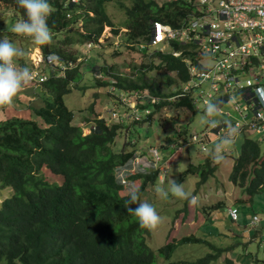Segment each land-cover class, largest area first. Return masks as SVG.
<instances>
[{"label":"trees","instance_id":"obj_1","mask_svg":"<svg viewBox=\"0 0 264 264\" xmlns=\"http://www.w3.org/2000/svg\"><path fill=\"white\" fill-rule=\"evenodd\" d=\"M49 3L51 40L40 50L44 55L56 54L66 70L58 76V70L48 65L50 74L44 76L46 79L39 85L41 96L33 97L35 107L28 106L33 113L30 115L28 109L24 111L32 119L8 117L17 116V109L7 114L11 107L0 106V112L4 108L6 113L0 119V192L9 191L0 202V257H5L7 264H158V259L162 263L168 261L179 245L207 243L194 235H186L176 240L167 239L163 247L151 249L148 245L150 229L142 227L134 214L128 212L127 208L137 205L127 203L129 191L124 187L132 189L137 185L138 202L141 201L147 185L157 178L156 166L162 161L149 168L140 165V171L134 172L128 164L136 151L126 149L132 144L124 142L118 153L112 150L126 121L131 125L150 122L153 113L166 105L173 108L176 116L179 112L194 111L190 94L167 101L178 92L166 94L163 86L188 82L185 60L197 62L201 59L196 45L170 40L167 50L158 48L151 53L157 59V65L151 62L149 66H138L136 76L132 78L122 75L110 78L108 75L112 74L101 78V69H93L94 74L98 72L96 78L100 75L98 85L106 82L110 86L109 95L118 106L114 111L121 109L115 100L121 92L131 94L147 90L161 100L157 105L145 106L153 109L152 113L148 116L141 113L139 121L122 119L106 127L102 120L95 118L92 120L95 129L83 135L81 128L73 125V113L64 104L72 84L80 79L81 66V61L78 62L66 47L85 43L101 46L96 43L105 27L110 28L111 35H117L121 27L126 30L121 37L125 48L136 52L141 45L142 49H147L152 46L153 23L180 28L194 15V2L169 0L158 5L155 0H49ZM109 3H114L124 14V23L117 25L118 28H114L106 12L105 6ZM1 6L15 10L22 19L25 18L24 10L16 0H0ZM58 35L63 36L59 38ZM131 43L135 45H128ZM174 52L179 56H174ZM149 71L156 75L148 77ZM168 73L174 74L175 79L168 78ZM92 108L93 105L89 106L90 112ZM85 121L89 123L90 119ZM176 131L177 138L187 134L185 126ZM151 148L159 153L157 148ZM122 169H126L124 175L117 177L115 170ZM215 169L210 157L198 166L189 163L178 182L184 176L199 175L200 183H205ZM124 176H128V181L121 184ZM229 179L247 195L245 201L264 190V159H260L257 142L244 139ZM209 246L213 253L190 264H210L226 251ZM223 263L234 264L228 258Z\"/></svg>","mask_w":264,"mask_h":264},{"label":"rangeland","instance_id":"obj_2","mask_svg":"<svg viewBox=\"0 0 264 264\" xmlns=\"http://www.w3.org/2000/svg\"><path fill=\"white\" fill-rule=\"evenodd\" d=\"M155 1L158 5H161L169 0ZM192 1L194 2L193 8L196 9L198 1ZM105 9L114 24V28H118L119 26L117 25L124 23V14L115 7L114 3L107 4ZM20 19L22 18L15 10L4 6L0 7V30H2L3 36L13 42L23 52L20 57L16 58L15 63L18 66L27 67L32 73L31 80L23 84L18 92H25L30 87H34L31 92H28L29 102L23 104L13 101L19 106L16 108V115L18 113H21V115L7 116L32 119V116L31 118L27 117V112L21 110V107L27 108L30 105L35 107L36 100L34 98L41 96L39 85L42 84L49 73V67L43 61L52 58L51 69H56L59 57L54 53L44 55L40 50L42 45H36L30 37L12 32V26ZM119 30L120 32L117 35H111L109 32L110 28L105 27L98 43H96L101 46L95 44L90 46L85 43L77 45V47L73 45L66 47V50L72 53L78 62L81 61V66L80 79L72 84L71 92L64 97V104L73 113V125L80 127L83 135H88L95 129L92 121L95 118L102 120L107 127L116 123L119 118L128 116L127 109H132L131 103H134V101L130 102L131 98L129 97H126V101H122L126 104V108L122 107V103L118 102L122 108L119 109V115L113 118V113H117L113 109L118 106H116L117 104L109 95L110 86L107 85L108 83L104 82V85H98L100 80L96 78L98 72L94 74V68L101 69L102 78L107 77L108 74H112L108 75L110 78L118 74L129 78L133 75L136 76L135 69L139 65L149 66L148 57L138 55H150V62L155 64L158 62L155 56L151 54L158 50L157 46H149L147 49H142L140 45L136 52L125 48L121 37L126 30L121 29V27ZM62 36H59V38ZM119 36L120 38L116 39ZM140 44L144 45L145 43L140 42ZM128 45H135V43ZM165 46L167 50V44ZM204 64L208 67L212 65L210 61L204 62ZM57 75L60 76V71ZM155 75L152 71L147 72L148 77H154ZM167 76L170 79H175L174 74L168 73ZM167 76L163 77L164 82ZM178 87V83L169 88L163 86V92L169 94L179 90L180 88ZM91 105H93V108L90 112L88 108ZM2 109L0 119L5 114V109ZM16 109L13 107V110L8 111L7 114H11ZM204 109L205 105L200 104L198 110L187 113L179 112L176 116L173 114L172 107L169 105L163 106L158 112L153 113L150 122L131 125L130 121H126L112 145V150L118 153L121 151L124 142H130L132 146H128L126 149L136 151L132 164L139 162L142 164V168H149L155 162L162 161L159 166L158 164L156 166L158 176L154 183L148 184L140 197L141 201L151 203L161 217L159 225L155 229H150L151 234L148 245L151 249L157 250L166 244L167 239L171 241L182 236L194 235V237L207 243H185L179 245L168 261L162 263V260L158 259V264H169L179 261L185 264L193 263L205 255L213 253L209 244L226 250L216 261L210 264H224L223 260L225 258L230 259L234 264H264V247L260 244V241L264 238V190L253 196L252 200L245 201L247 195L240 188L233 186L229 179L244 139L248 138L256 142V136H244L237 130L233 143L227 147L224 153L225 158L223 161L215 162L210 152L217 141L206 143L205 152L201 151L198 143L191 141L192 135L200 134L209 127L201 123ZM228 109V106L223 107V111ZM24 110L27 111L26 109ZM150 110L152 113L153 109ZM28 112L31 115L32 111L28 109ZM124 113L126 114L125 116ZM222 116L217 112L214 117H209V119L214 118L220 121ZM36 119L35 117L34 120ZM84 119H90V122L86 123ZM181 126L186 127L187 134L177 138L176 128L178 129ZM210 130L212 132L214 129L210 127ZM257 144L260 149V159H264V141H257ZM174 146L177 148L174 149ZM151 147L158 149V159L149 155V153L153 155V151L150 150L154 148ZM161 147H166V149L161 151ZM146 156H148L147 159L151 162L150 164L145 158L143 159L145 162L140 161V158ZM207 157L211 158V165L212 167L215 166L216 169L205 183H200L199 175L184 176L182 181L178 182L189 163L198 166ZM132 168L134 172L140 171V165L134 164ZM124 171L126 169L115 170L114 174L119 177ZM141 172L145 173L144 170ZM127 178L128 176H124L125 184L128 181ZM172 180L177 183H183L185 190L196 196L197 204L195 206H190L187 200H180L171 194H169L167 199H162L158 196L155 192V187L159 185L166 189ZM136 186L133 185L132 189H135ZM124 189L126 191L131 190L130 187H124ZM8 195V190L0 192V202ZM230 209L237 211L238 220L236 223L231 221L229 217ZM253 216L258 219L254 228H252L251 224Z\"/></svg>","mask_w":264,"mask_h":264},{"label":"built area","instance_id":"obj_3","mask_svg":"<svg viewBox=\"0 0 264 264\" xmlns=\"http://www.w3.org/2000/svg\"><path fill=\"white\" fill-rule=\"evenodd\" d=\"M197 8L194 15L187 18L180 28H171L161 22H154L150 34V43L163 51L165 44L170 40L193 43L197 47L201 59L191 62L186 59L188 82L180 84V89L175 98L191 95L194 110H198L200 104L206 101L218 102V113L222 116L215 128H206L200 134L192 135L191 141L198 143L200 149L205 150V142L218 141L227 134L225 122L231 124L244 135L256 136L258 142L264 141V0H197ZM194 4V3H193ZM174 56H179L174 52ZM49 57V56H48ZM52 58L43 61L52 67ZM210 61L211 66L204 62ZM53 70L62 72L66 70L60 62ZM71 67V65H68ZM97 76V78H99ZM102 78V77H101ZM113 90V89H111ZM110 90V91H111ZM126 97L134 101L132 109L128 110V116L118 120H140L142 116H148L150 109L147 105H157L161 101L143 91L131 94L119 93L115 100L125 107ZM164 101V100H163ZM138 104H136V103ZM228 106L227 111L223 107ZM121 107V108H122ZM126 108V107H125ZM113 113L115 118L120 110ZM126 114L124 113V116ZM235 117V118H233ZM210 131V132H209ZM158 159L157 151L151 149ZM149 151V152H150ZM148 156L140 158V161L148 163ZM128 164L142 165L139 162ZM133 171V168H131ZM124 175V173H123ZM121 184H125L124 178ZM237 211L230 209L229 217L237 220ZM258 222L253 216L251 224ZM264 247V238L260 242Z\"/></svg>","mask_w":264,"mask_h":264},{"label":"clouds","instance_id":"obj_4","mask_svg":"<svg viewBox=\"0 0 264 264\" xmlns=\"http://www.w3.org/2000/svg\"><path fill=\"white\" fill-rule=\"evenodd\" d=\"M16 4L24 10L25 18L18 20L12 26L11 31L21 36L30 37L36 45L49 43L51 40L48 24V17L51 14L49 0H16ZM22 54V50L17 48L9 39L5 38L2 30H0V106H13V98L18 90L32 78V73L27 67L18 66L15 63L16 58ZM218 107V102L206 101L201 123L215 128L219 121L214 118L209 119V117L216 115ZM225 125L228 129L227 134L220 137L210 152L211 157L217 163L223 161L227 147L233 143L237 134V129L231 122H225ZM211 142L214 141H207L205 143ZM155 192L162 199L169 198V194H171L180 200H187L190 206L197 204L196 196L186 191L183 183H177L175 180H172L166 189L157 185ZM138 199L137 190L131 189L128 193L127 203L136 204L137 206L135 208H127L128 212L134 214L142 227L155 229L161 222L160 215L151 203L146 201L138 202ZM0 264H7L5 257H0Z\"/></svg>","mask_w":264,"mask_h":264},{"label":"crops","instance_id":"obj_5","mask_svg":"<svg viewBox=\"0 0 264 264\" xmlns=\"http://www.w3.org/2000/svg\"><path fill=\"white\" fill-rule=\"evenodd\" d=\"M163 49L164 50H166V46H164L163 47ZM167 49H168V45H167ZM138 56H143L144 57V55H138ZM148 57V59H149V63L148 64H150L151 62H150V56H147ZM141 61H142V59H141ZM145 63V62H144ZM158 63V62H157ZM145 64H147V63H145ZM154 65H157V64H155V63H153ZM140 66V65H139ZM146 66V65H145ZM147 70H149V68H147ZM152 72H154V71H152ZM118 75H120L121 76V74H118ZM132 77H134V75L132 76ZM131 77V78H132ZM179 85V87L178 88H180V84H178ZM172 86V85H171ZM171 86H169V87H171ZM169 87H167V88H169ZM30 90V89H29ZM29 90H26L25 92L24 91H20V92H17L18 94L13 98V101H15V102H19V103H27V102H29V100H28V98H29V94H28V92H30ZM172 91V90H171ZM13 103V107L16 109L17 107H19L18 106V104L17 103ZM16 104V105H15ZM13 107H11V110H13ZM28 108V107H27ZM27 108H23V107H21V110H23V111H25L24 109H26L27 110ZM6 114V113H5ZM3 115V117L4 116H6V115ZM17 115H21V113H18ZM2 117V118H3Z\"/></svg>","mask_w":264,"mask_h":264}]
</instances>
